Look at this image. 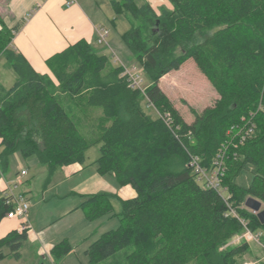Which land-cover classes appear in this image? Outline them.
<instances>
[{
    "label": "trees",
    "instance_id": "obj_1",
    "mask_svg": "<svg viewBox=\"0 0 264 264\" xmlns=\"http://www.w3.org/2000/svg\"><path fill=\"white\" fill-rule=\"evenodd\" d=\"M169 2L171 9L158 11L149 0H111L115 14L130 23L122 34L125 45L154 81L146 97L156 115L144 107L142 91L122 75L123 66H111L109 56L96 53L85 39L54 60L60 92L70 100L81 96L110 120L100 124L94 142L80 130L57 85L14 49L20 27L8 25L0 13V57L19 76L11 88L0 83L1 167L6 169L9 156L19 151L53 174L63 165L85 163L88 149L99 145L98 172L114 174L120 185L136 190L133 197H118L120 224L89 244L88 264L127 248L128 264H234L232 257L244 246L219 247L243 231L238 216L251 229L264 230L258 216L241 206L248 196L264 202V0ZM189 58L220 95L216 107L193 123L158 85L162 75ZM249 125L252 131L243 138ZM222 150L220 179L228 200L190 165L196 156L212 172ZM249 166L252 177L244 186L237 178ZM6 196H0V219L10 210ZM112 196L83 194L79 207L89 220L111 216L116 214ZM27 238L26 229L0 237V260L19 257ZM71 249L67 240L53 247L56 254Z\"/></svg>",
    "mask_w": 264,
    "mask_h": 264
},
{
    "label": "rangeland",
    "instance_id": "obj_2",
    "mask_svg": "<svg viewBox=\"0 0 264 264\" xmlns=\"http://www.w3.org/2000/svg\"><path fill=\"white\" fill-rule=\"evenodd\" d=\"M96 1L102 8L101 15L106 17L109 31L112 32L110 38H108L109 35L107 36V41L110 43V40L114 41L116 37H121L129 29L130 23L126 17L115 14L111 0ZM158 2V11L165 6L170 9L173 7L169 0H157L155 3ZM155 28H158V24L152 27V29ZM104 45L106 44L103 43ZM122 47H116L115 52L121 58L123 64L135 65L139 70L141 69L139 72H141L144 79L143 89L141 90L142 103L150 114L156 115V110L146 97V90L154 81L145 74L141 63L127 46L123 44ZM109 59L112 62V54ZM18 80L19 76L13 69L11 62L5 56H1L0 83L6 88H11ZM56 83V90L59 92L63 103L78 119L80 130L89 140L94 142L99 135L100 124L107 121L109 123L110 120L104 117L100 107L87 105L81 96L72 98V100L68 96H64L60 92L59 79L56 80ZM158 85L188 123H193L196 116L207 109L215 108L220 98L213 83L200 70L193 58L187 59L178 69H173L162 75L158 80ZM16 156L23 162L24 169L27 171L26 175H21L22 167L18 164ZM98 156L99 145H93L88 149L87 162L93 163L89 165H87V162L84 163L87 172L82 180H85L90 173L98 171L97 163H95ZM252 170V166L243 170L237 181L244 186L249 185ZM17 171L19 172L16 174ZM18 176H20L19 179ZM104 176L112 189L123 186L117 182L114 174ZM3 177L9 179L17 177L20 180L19 182L22 178L31 180L33 194L26 196L30 206L27 217L32 215V223L29 224L28 238L19 251L20 256H4L0 260V264H88L86 249L93 242L92 240H95L107 230L117 228L120 224V216L117 213L121 211V204L117 193L111 190L107 191L113 195L112 202L116 214L89 220L85 211L79 207L82 201V193L73 189L76 184L81 182L79 177L77 178V175H75L68 179L61 168L50 174L48 166L37 161L33 156L26 157L19 151L11 154L6 169L0 165V179ZM254 231L257 232V230ZM263 231L261 232L264 233ZM244 232L245 229L235 234L225 244L221 245L219 250L243 245V252L234 255L230 263L232 260L234 264H244L246 261L261 263L264 261V247L255 240L245 238ZM65 240L70 243L72 249L68 253L56 254L53 251L54 245H58ZM262 240L264 242V235ZM130 251V248L119 251L100 264H128L127 254ZM192 264H208V262L199 260Z\"/></svg>",
    "mask_w": 264,
    "mask_h": 264
},
{
    "label": "crops",
    "instance_id": "obj_3",
    "mask_svg": "<svg viewBox=\"0 0 264 264\" xmlns=\"http://www.w3.org/2000/svg\"><path fill=\"white\" fill-rule=\"evenodd\" d=\"M149 1L154 8L158 9L157 5L159 2L155 3L157 0ZM66 2L67 0H0V13L5 21L10 26L19 25L20 27L15 34L12 46L17 52L22 53L26 57L36 71L52 80L56 85L58 78L54 68V60L60 53L77 41L85 39L96 53L108 56L116 51V47L123 48L122 45L125 44L122 35L121 37H116L114 41L110 40V43L107 41L104 46L103 43L97 42L98 27L104 26L108 29V38L111 37L112 32L109 31L106 17L101 15L102 8H100L96 0H78L69 6ZM110 64L117 65L113 59ZM63 94L68 96L65 93ZM16 158L23 170V162L19 157L16 156ZM37 161L39 160L37 159ZM87 163L89 165L93 162ZM60 168L68 179L75 175H77V178L79 177L81 182L76 184L73 189L82 193L81 195L110 190L117 193L118 197L121 198H130L136 195V190L131 184L112 189L105 176L98 171L90 173L85 180H82L87 172L84 163H70ZM19 178L20 176H18ZM18 179L17 177H11L10 179L1 178L0 196L6 195L10 191L25 197L27 195L31 196L33 194L31 180L22 178L21 182H19ZM31 217L32 215H29L25 219H20L9 218L4 215L0 219V237L5 236L12 230L22 231L26 229L29 233V224L32 223Z\"/></svg>",
    "mask_w": 264,
    "mask_h": 264
},
{
    "label": "built area",
    "instance_id": "obj_4",
    "mask_svg": "<svg viewBox=\"0 0 264 264\" xmlns=\"http://www.w3.org/2000/svg\"><path fill=\"white\" fill-rule=\"evenodd\" d=\"M77 1L78 0H67L66 3L69 6L73 3H76ZM108 33L109 32H108V29L106 27H104V26L98 27L97 28V38H96L97 42L98 43H106ZM112 58L117 65L123 66L122 75L127 76L131 86L139 88L140 90H142L143 89L142 85H143L144 79H143V76L141 75V72H139L141 69L139 70L138 67L135 65L128 66V65L123 64L121 58L115 52L112 53ZM250 126L251 125H249V127L247 128V131L243 135V138L246 134H249L252 131V128H250ZM223 160H224V151L222 150L220 152V154L217 156V159L215 162L216 166L212 172H210L206 168H204L201 165L199 158L196 156H194L192 158L190 165H192L195 168V170L199 173V178H201L208 186L213 187L215 189L222 190L224 192V194L226 195L227 200H228L230 198V194L224 188L222 189L221 179H220ZM26 173H27V171L25 169H23L21 171V175H25ZM18 181H20V180H18ZM6 195H7L6 196V204L10 207V210L7 212L6 216L9 218H20V219L27 218V214H28L30 206H29V202L26 199V197L23 195H17L13 191H10ZM241 206L257 215V212L255 210H252L251 208H249L245 205V201L243 202V204ZM232 212H234V214L236 216H238L235 209H232ZM238 217L244 226L245 238H247L248 240H255L258 243H260V245L262 247H264V242L262 240L264 233H262L261 231H257V232L254 231L253 229L250 228L249 223L246 219H244L240 216H238ZM262 263H264V261H262L261 263H256L255 261L244 262V264H262Z\"/></svg>",
    "mask_w": 264,
    "mask_h": 264
},
{
    "label": "water",
    "instance_id": "obj_5",
    "mask_svg": "<svg viewBox=\"0 0 264 264\" xmlns=\"http://www.w3.org/2000/svg\"><path fill=\"white\" fill-rule=\"evenodd\" d=\"M245 205L257 212V216L264 223V202L254 196H248Z\"/></svg>",
    "mask_w": 264,
    "mask_h": 264
}]
</instances>
